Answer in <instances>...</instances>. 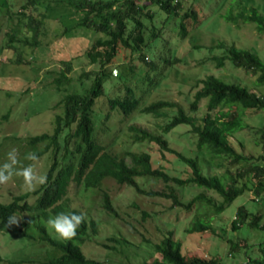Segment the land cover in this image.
<instances>
[{
    "label": "rangeland",
    "instance_id": "374dc122",
    "mask_svg": "<svg viewBox=\"0 0 264 264\" xmlns=\"http://www.w3.org/2000/svg\"><path fill=\"white\" fill-rule=\"evenodd\" d=\"M8 1L12 4L13 12L7 16L0 12V164L5 162L7 153L15 148L21 164L27 166L33 163L26 159L27 154L45 150L46 140L30 143L29 137L53 130L55 114L62 110L60 106L54 107L55 103L68 91L84 92L91 83L98 65L89 60L85 49L94 37L102 33L84 25L65 29L80 17L82 11L75 12L69 6L40 0L38 8L32 11L34 14L38 10L50 13L43 8L48 3L55 4L56 8L51 12L53 17L46 18L48 32L41 36V43L29 44L26 41L31 40V30L26 24L27 18H19L16 13L24 0ZM191 5L197 6L199 20L196 25L189 26L186 35L182 36L178 31L180 16L161 9L157 1L148 4L154 15L144 18L149 26L145 33L146 41L149 42L141 47V51L146 54L145 60L152 58L157 63L156 68L141 61L137 57L138 51L130 54L127 49L120 48L107 65L112 75L103 81L104 92L96 98L92 110L95 131L100 141L124 155L128 161L130 155L125 153L126 150H147L154 166L163 165L171 174L180 176L189 175L190 167L179 160L175 152L166 150L162 154L157 143L133 142L127 128L128 124L133 123L151 131H160L174 113L173 108L165 109L167 115L136 110L125 117L118 107H110L109 99L112 96L121 93L128 84L137 95L142 93L140 105L158 98L186 104L196 90L197 79L209 73L264 94V82H257L258 73L235 65L229 58L217 67L216 60L212 59L213 55L224 53V47L216 45L224 42L249 49L264 62V30L259 31L254 21L239 20L236 24L224 16L230 11L247 12L252 6L264 15V0H182L179 14ZM153 26L160 29L161 33L151 37L149 31ZM10 33L13 35L12 40H9ZM159 54L169 59L177 56L180 60L165 62L159 58ZM62 70L72 81L58 86L53 79ZM85 72L88 74H83ZM207 100L208 97L200 100L197 115L206 112ZM235 107L223 105L219 108L224 111ZM242 112L246 126L231 133L229 140L252 162L263 164L264 161L259 159L263 143L257 128L264 123V109L245 108ZM4 113H8L7 117L3 116ZM106 115L108 118L104 121ZM163 135L175 150L197 156L205 174L228 175V169L237 171L238 164L231 165L227 157L212 155L207 151L198 152L196 135L185 123L174 125ZM37 156V170L44 175L51 161V151H44ZM137 180L146 189L169 188L162 179L137 177ZM237 183L244 184V190L219 212L203 204L189 210L173 206L169 197L138 192L134 186L119 183L112 177L104 178L97 186L85 187L72 183L62 203L68 209L81 208L87 219L96 220L97 232L91 234L81 247L86 255L102 259L104 264H142L145 260L160 257L154 249V243L160 241L169 229L173 230L174 238L181 242L182 251L187 256L217 257L218 264H256L253 259L260 256L259 247L264 243V230L249 224L251 215L241 224L237 221L238 227H233V220H239L237 208L243 205L250 214H261L260 222H264V189L254 191L256 178L249 172L243 173ZM24 191L22 178L13 177L9 184L0 185V200H7ZM103 191L108 192L117 214L103 208ZM179 192L186 200L198 192L205 193L214 202L222 200L215 190L196 185L180 189ZM29 200L33 204L36 202L34 195ZM207 212L209 230L187 231L195 217ZM24 214L27 215L28 231L37 235L34 222L39 219L38 213L32 209L18 216ZM48 226L51 234L59 237ZM110 236L117 239H109ZM19 237V233L14 230L0 231V252L4 258L0 264H31L28 260L17 261L21 258H32L34 264H44L46 244L37 238L28 241ZM11 259L16 261L12 262Z\"/></svg>",
    "mask_w": 264,
    "mask_h": 264
},
{
    "label": "trees",
    "instance_id": "16d2710c",
    "mask_svg": "<svg viewBox=\"0 0 264 264\" xmlns=\"http://www.w3.org/2000/svg\"><path fill=\"white\" fill-rule=\"evenodd\" d=\"M49 1L61 4V6H69L75 12L82 11L80 17L71 25H67L65 29L84 25L102 33V35L94 37L85 49V55L92 63L98 65V70L84 92L68 91L55 103L54 107L60 106L62 110L55 114L51 132L42 131L29 137L30 143L47 141L45 150L35 151L36 155H40L44 151H51V161L44 174L47 176V183L38 186L34 191H24L12 195L7 200H0V231L14 230L19 233L20 239L26 238L30 241V239L37 238L38 241L45 243L47 255L44 264H104V260L86 255L81 247V244L89 239L91 234L97 232L96 220L87 219L81 208L70 207L68 209L62 203L67 197L72 183L77 186L83 184L85 187L97 186L104 178L112 177L119 183L134 186L138 192L169 197L173 206L189 210L198 204H203L211 206L214 212L222 210L244 190V184L239 185L237 181L245 172L253 174L256 178L255 192L264 189V162L263 164L252 162L249 156L238 151L229 140L231 133L246 126L243 121V109H264V94H258L239 83L227 82L213 73L197 79L196 90L186 104L158 98L140 105L143 98L142 93L137 95L133 87L128 84L125 85L121 93L115 94L109 99L110 107H118L125 117L136 110L145 113L153 112L156 115H167L165 109L173 108L174 113L161 126L160 131H151L133 123L128 124L127 128L133 142L157 143L162 154L166 150L175 152L178 159L190 167L189 175L171 174L163 165L154 166L151 154L147 150H126L125 153L130 155V161H128L124 155L114 151L97 137L92 118L93 105L96 98L104 92L103 81L112 75V70L107 69V65L112 62L119 49L125 48L130 54L133 51H138L137 57L141 61L151 68H156L157 63L155 64L152 58L148 61L145 60L146 54L141 51V47L148 45L149 42L146 41L145 35L149 26L144 22V18H152L154 15L148 4L157 1L161 9L180 16L178 31L182 36L186 35L189 26L197 24L199 20L197 6L191 5L179 14L182 0ZM39 4L40 0H24L21 8L16 10L19 18H27L26 24L31 30V40L26 42L32 45L41 43V36L47 34L46 18H52L51 12L56 8L55 4L48 3L43 8L49 10L50 13L38 10L34 14L32 11L37 9ZM11 6L12 4L8 0H0V12L5 16L13 12ZM144 8L146 9L144 10ZM37 14L42 16L38 17ZM224 16L236 24L239 23V20L254 21L257 23L259 31L264 30V15L253 6L247 12L233 13L230 11ZM160 33L161 30L155 26L149 31L151 37ZM12 39L13 35L10 33L9 40ZM216 45L224 47V53L212 56V59L216 60L217 67L222 66L225 59L229 58L235 65L258 73V83L264 82V62L255 52L239 48L234 44L227 45L224 42H219ZM159 55V58L165 62L180 60L177 56L169 59ZM65 63L67 64L68 60ZM130 68H132L131 65ZM53 81L60 86L72 80L62 70L59 71L58 76L54 77ZM204 97H208L207 110L203 115H197L199 102ZM223 105H236V107L222 111L219 107ZM213 110L216 111L212 112ZM7 115L8 113L3 114L4 117ZM106 118L108 115L105 116L104 121ZM104 121L103 123H105ZM178 123L189 125L190 130L196 135V150L198 152L207 151L212 155L227 157L231 165L238 164L237 171L231 172L228 169V175L205 174L201 170L197 156L186 155L172 148L163 132L169 131ZM257 130L260 132L263 143L259 159L264 161V123ZM137 177L162 179L169 188L168 190L146 189L138 182ZM192 185L215 190L222 196V200L219 203L214 202L203 192H198L187 200L183 199L180 196V189ZM31 195L35 196L34 204L29 200ZM102 196L103 208L110 213L117 214L108 192L103 191ZM32 209L38 213L39 217L34 222L37 235L28 231L26 214L21 216L22 219L18 225L6 227L10 215L18 216L30 212ZM73 212L83 213L86 218L85 222L77 229L76 237L71 241H66L53 236L48 228V220L59 213L70 214ZM237 213L239 220H233V227H238V224L251 215L249 224L264 230V222H260L261 214H250L243 205L238 206ZM207 216L208 212L203 215L199 214L188 226L187 231L209 230L210 219L206 218ZM109 239L116 240L117 238L110 236ZM154 249L160 257H155L151 261L145 260L142 264H218L219 261L217 257L187 256L182 251L181 242L174 238L172 229H169L160 241L154 243ZM259 249L260 256L253 260L256 264H264V243ZM2 260L4 258L0 252V262ZM24 260H28L31 264L35 262L32 258H21L17 261ZM10 261L16 260L11 259Z\"/></svg>",
    "mask_w": 264,
    "mask_h": 264
},
{
    "label": "clouds",
    "instance_id": "9594fccd",
    "mask_svg": "<svg viewBox=\"0 0 264 264\" xmlns=\"http://www.w3.org/2000/svg\"><path fill=\"white\" fill-rule=\"evenodd\" d=\"M26 159L33 163L27 166L22 165L17 150L11 149L7 153L5 162L0 164V185L9 184L13 177L22 178L26 191H34L38 186L46 184L47 176L40 174L36 167L35 162L39 157L35 153H29ZM21 219V216L10 215L6 227L18 225ZM85 219L83 213H59L54 218H50L48 224L62 240L71 241L76 237L77 229L85 222Z\"/></svg>",
    "mask_w": 264,
    "mask_h": 264
}]
</instances>
